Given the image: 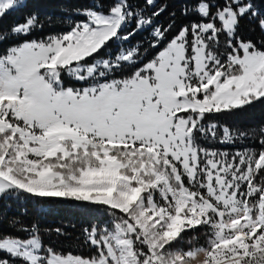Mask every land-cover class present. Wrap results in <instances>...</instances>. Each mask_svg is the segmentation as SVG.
I'll return each mask as SVG.
<instances>
[{
  "label": "snow or ice",
  "instance_id": "1",
  "mask_svg": "<svg viewBox=\"0 0 264 264\" xmlns=\"http://www.w3.org/2000/svg\"><path fill=\"white\" fill-rule=\"evenodd\" d=\"M173 2L194 18L157 24L167 3L110 0L105 11L93 0L66 32L22 39L42 26L35 13L0 25V202L71 200L112 217L82 229L89 256L46 246L38 220L12 219L26 237L0 233V264H264V127L258 150L200 142L248 136L205 121L264 100V45L237 34L245 17L264 33V12L254 0ZM24 6L0 0V21ZM141 31L148 49L163 47L135 67L145 43L123 45ZM112 41L117 53L101 57ZM201 228L203 245L173 248Z\"/></svg>",
  "mask_w": 264,
  "mask_h": 264
},
{
  "label": "trees",
  "instance_id": "2",
  "mask_svg": "<svg viewBox=\"0 0 264 264\" xmlns=\"http://www.w3.org/2000/svg\"><path fill=\"white\" fill-rule=\"evenodd\" d=\"M109 0H103V7L106 11ZM258 9L264 12V0H254ZM24 7L17 8L10 11L0 21V25L4 29H7L10 25L22 22L26 15L35 13L38 15L42 26L38 25L37 28L33 29L30 36L22 37V39H39L49 34H56L62 32L66 25L71 23V20L81 21L84 16L78 14V10H82L89 7H94L93 0H23ZM165 3L168 4L167 10H165L155 21L157 24H167L169 20V14L171 12L176 13V25H180L181 22H188L193 19L191 15L182 18L179 12L181 7L180 4L174 3L173 0H157L158 6H163ZM130 30V29H127ZM245 40L251 39L258 47L264 45V33L256 26L255 22L245 17L241 20L240 27L237 31ZM172 35V34H169ZM147 34L143 31L138 32L123 46L126 48L129 45L136 44L137 42L145 43ZM13 38H10L4 46H7ZM120 47L119 42L112 41L105 47L101 52L100 56L105 55V51L112 50L116 52ZM161 48V46H160ZM160 48H147L141 49V52H145L143 61H147L155 52ZM142 61V60H141ZM138 63L135 67L141 66L143 63ZM134 68L126 70L127 72L119 74L118 77L127 75ZM214 121L222 126H227L233 130H241L248 132V136L242 140L243 145L253 149L260 148V129L264 127V100L253 103L250 106H245L239 110L226 112L223 114L209 115L205 123ZM208 139H202L201 143L205 147L214 149H223L225 145L217 144L215 142L208 143ZM241 146V147H244ZM234 147H239L236 145ZM24 205L28 208L27 214H23L20 210V206ZM34 207H43L45 211L42 214L37 215L33 212ZM17 219L22 221L25 226H30L33 222L39 221L40 235L46 246H51L57 251H71L73 254L89 256L95 252L94 248L84 243L82 236V229L86 226L98 224L101 228H111L112 217L106 213L103 208L94 207L86 203L73 202L71 200H51L47 201L42 205H36L32 201L25 203L23 200L18 204L14 200L5 199L0 202V233L10 234L14 237L25 238L26 233L18 231L20 224L13 226L10 221ZM56 229H60L61 234H57ZM200 230V229H199ZM191 232V237L197 236V233ZM203 245L205 240L202 242L200 239L194 241L193 244ZM0 253V256H3Z\"/></svg>",
  "mask_w": 264,
  "mask_h": 264
},
{
  "label": "rangeland",
  "instance_id": "3",
  "mask_svg": "<svg viewBox=\"0 0 264 264\" xmlns=\"http://www.w3.org/2000/svg\"><path fill=\"white\" fill-rule=\"evenodd\" d=\"M23 0H21V2H22ZM109 3H110V0L108 1V4L107 5H105V8H106V6H109ZM192 17V16H191ZM194 18V17H193ZM84 20V19H83ZM72 22L71 23H69L68 25H66L64 28V30L62 31V32H66V31H68L69 30V28H70V26L71 25H73L74 23H76V22H79V21H76V20H71ZM177 26H179V25H177ZM126 30V29H125ZM175 31H176V28H173L172 29V31L171 32H169L168 33V36L169 37H171L174 33H175ZM58 33H60V32H58ZM169 34H172V35H169ZM239 36H241L240 34H238ZM221 40H223V37L221 38ZM165 43H166V41H165ZM161 46V48L163 47V44H161L160 45ZM114 50L115 51H112V50H108V51H105V55H103L102 57H104V56H106V55H108V54H112V55H115L117 52H116V49L114 48ZM160 50V49H159ZM158 50V51H159ZM157 51V52H158ZM157 52H155V54L157 53ZM144 53V52H143ZM154 54V55H155ZM145 55H142L141 57H140V61L138 62V63H141L142 61H143V57H144ZM98 57H96V56H93L92 58H89L88 60H86L85 62L86 63H92L95 59H97ZM152 58V57H151ZM150 58V59H151ZM142 60V61H141ZM143 62H145V61H143ZM137 63V64H138ZM126 70H129V67L128 66H125L124 67V70L123 71H120V70H118L117 72H115L114 74H113V76H112V78H121V77H118V75L119 74H123V73H125V72H127ZM64 82H65V85L66 86H75V87H83V86H87L84 82H81V81H74V80H72V79H70L69 77H67V76H65V78H64ZM202 139H207V138H202ZM208 141V143H210V142H215V143H217V144H219V146H220V144H222V145H225V147H223V149L220 147V149H216V150H218V151H222V152H229V153H235V152H238V151H244L245 149H253V148H250V147H246V146H244L243 145V141L242 140H237V141H235V140H233L231 143H220L218 140L217 141H212V140H210V139H208L207 140ZM236 145H239V147H234V146H236ZM241 146H244V147H241ZM203 233H204V229H200L199 230V232L197 233V235H198V240L200 239L202 242L206 239V237L203 235ZM190 236H191V232H186L185 234H184V239H183V241L182 242H180V243H176V244H174L173 245V248H183V249H185V250H187L188 249V247L190 246L189 244H188V240H189V238H190Z\"/></svg>",
  "mask_w": 264,
  "mask_h": 264
}]
</instances>
